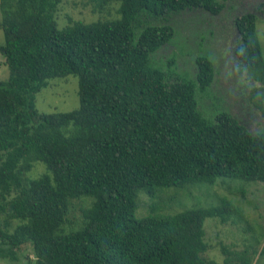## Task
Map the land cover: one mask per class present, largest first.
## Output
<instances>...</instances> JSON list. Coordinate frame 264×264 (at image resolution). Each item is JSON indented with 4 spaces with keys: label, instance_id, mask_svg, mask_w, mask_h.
Segmentation results:
<instances>
[{
    "label": "trees",
    "instance_id": "16d2710c",
    "mask_svg": "<svg viewBox=\"0 0 264 264\" xmlns=\"http://www.w3.org/2000/svg\"><path fill=\"white\" fill-rule=\"evenodd\" d=\"M60 1L0 0L9 71L0 80V258L17 259L15 249L30 244L23 264H251L245 249L226 245L221 262L203 255L205 218L244 220L225 197L172 213L152 202L157 214L135 215L140 190L155 197L158 188L212 185L220 176L264 182V127L251 131L229 110L208 117L198 107L212 59L198 54L191 79H172L153 60L173 38L171 15L218 14L225 0H116L118 17L61 28ZM233 20L234 55L252 97L264 83L258 15ZM69 73L78 77L79 105L39 112L35 94ZM37 161L44 170L28 177ZM81 196L91 197L83 222L65 231L70 200Z\"/></svg>",
    "mask_w": 264,
    "mask_h": 264
},
{
    "label": "rangeland",
    "instance_id": "374dc122",
    "mask_svg": "<svg viewBox=\"0 0 264 264\" xmlns=\"http://www.w3.org/2000/svg\"><path fill=\"white\" fill-rule=\"evenodd\" d=\"M263 2L264 0H225V7L218 14L199 9L173 14L169 19L174 27L173 38L153 55L154 62L167 70L172 79L176 76L193 78L196 56L208 55L214 63L215 72L208 90L197 92L199 109L208 117H213L216 111L229 110L251 131L264 127V83L256 82L251 97L249 75L234 55L236 34L233 19L235 15L246 11H254L258 15L256 32L264 56ZM119 4L116 0H61L54 16L60 28L74 20L90 22L112 19L119 16ZM1 43L3 31L0 28ZM171 60L174 64L168 67ZM8 73V67L0 54V80L7 78ZM78 105V77L74 73L48 79L47 85L35 94V107L42 113L66 112ZM43 170L44 164L37 161L27 176L36 177ZM155 193L154 197L143 190L139 191L136 217L146 216L151 211L152 202L158 206L157 212L172 213L184 208L216 205L222 197L229 199L242 210L244 220L222 223L215 217L205 218L204 238L208 248L203 255L221 262L224 258L221 246L226 245L229 249H245L251 258V264H264V182L220 176L212 185L198 182L181 188H158ZM90 203L91 197L86 196L70 200L63 225L65 231L76 229L82 224V210ZM150 214L157 213L148 215ZM15 251L17 259L0 258V264H23L26 256L33 257L30 244Z\"/></svg>",
    "mask_w": 264,
    "mask_h": 264
}]
</instances>
